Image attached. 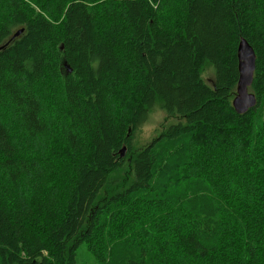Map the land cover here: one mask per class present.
Listing matches in <instances>:
<instances>
[{"label": "trees", "instance_id": "16d2710c", "mask_svg": "<svg viewBox=\"0 0 264 264\" xmlns=\"http://www.w3.org/2000/svg\"><path fill=\"white\" fill-rule=\"evenodd\" d=\"M0 47V264H264V0H0Z\"/></svg>", "mask_w": 264, "mask_h": 264}, {"label": "water", "instance_id": "95a60500", "mask_svg": "<svg viewBox=\"0 0 264 264\" xmlns=\"http://www.w3.org/2000/svg\"><path fill=\"white\" fill-rule=\"evenodd\" d=\"M20 31L17 36L21 33ZM1 49V47H0ZM239 59V84L238 95L234 100L235 110L239 113H245L256 105V99L253 94L248 92L249 86L253 82L256 69V54L253 47L246 39H242L238 48ZM126 148H123L121 155L125 156Z\"/></svg>", "mask_w": 264, "mask_h": 264}, {"label": "rangeland", "instance_id": "374dc122", "mask_svg": "<svg viewBox=\"0 0 264 264\" xmlns=\"http://www.w3.org/2000/svg\"><path fill=\"white\" fill-rule=\"evenodd\" d=\"M207 78L209 79L208 75ZM170 121V119L167 117V115L161 110L156 109L149 117L147 123L143 126V128L137 132L136 134V144L138 148L148 146L150 145L155 137H158L160 135L166 124ZM126 156V152H125ZM124 156V157H125ZM115 251V247L114 250ZM110 255H115V253L108 252ZM113 253V254H112ZM129 254H132L133 256L136 255V248L134 245L131 246V252ZM128 254H125L127 256ZM79 264H99L95 258L94 254H90L86 248L82 250L80 262Z\"/></svg>", "mask_w": 264, "mask_h": 264}]
</instances>
